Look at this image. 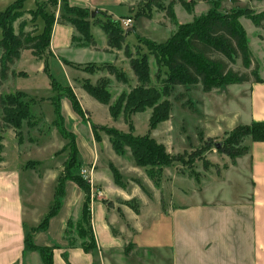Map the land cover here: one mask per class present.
<instances>
[{
  "label": "crops",
  "instance_id": "0c3cea01",
  "mask_svg": "<svg viewBox=\"0 0 264 264\" xmlns=\"http://www.w3.org/2000/svg\"><path fill=\"white\" fill-rule=\"evenodd\" d=\"M68 1L72 5L88 9L92 7L91 0ZM94 3L100 4L99 2ZM99 29L97 26L91 25L90 32L97 45H87V43L79 42L78 38L74 41L76 30L69 23L55 21L49 43L52 57L58 62L66 60L76 63H113V60L116 59V52L118 53L120 50L108 47L106 35L104 34V37ZM25 52L29 55L28 62L39 66L37 73L43 72L42 61L36 62L35 56L29 49L21 50L17 60L26 57L24 56ZM63 54L68 58L62 57ZM17 60L13 66H16ZM122 70L127 75L130 73L129 66ZM22 72L24 76H30L27 70L23 69ZM22 72L20 71V75ZM105 76L110 78L111 85H116L114 78L109 75L102 77ZM260 78H262L261 81L250 80L243 83L225 84L212 91L200 92L198 99H195L194 125L202 140L222 141L228 132L239 125L264 122V77L260 76ZM110 84L111 102H114L124 90V84L118 83L121 87L120 91L114 93L111 91ZM228 86L234 88H227ZM71 88L78 101L82 98L85 104L96 112L98 119L109 121L111 115L108 105L102 104L88 93L86 94L82 87L78 86L77 88H82L85 92L79 90L78 93L72 85ZM27 89L30 88L25 87L17 91L23 92L26 98L40 101V104L52 105L50 98L53 94L44 98L36 93H30V90ZM226 91H232L230 97L225 96ZM224 102L228 103L226 107ZM79 103L90 122L102 125L98 121L93 122L88 108L80 101ZM218 104L219 108H217ZM65 106L66 109L61 110L66 129L74 133L70 127L72 123L76 125L83 123L85 129L87 128L91 132L89 123L82 121L78 115L76 116V113H69L67 103ZM66 111L68 117L65 115ZM112 119L115 123L118 122L117 119ZM80 120L82 122H78ZM163 123L151 131V136L164 144L168 151L165 140L160 139L164 135V130L162 128V132L159 126ZM45 143L46 141L40 145L28 143L26 149L33 146L38 148ZM5 144L0 159V264H45L39 251L29 246L28 236L33 244L51 248L52 264H96L98 262V264H115V259L108 261L107 255L115 253L114 250H119L122 244L118 236L112 232L115 223L112 218L110 220L108 207L103 203L102 198L94 197L91 194L89 204L90 214L93 209H100L97 216L94 212L95 218L92 219V214L90 215L97 249L86 252L82 248V239L78 243L70 240L68 236L70 210L74 204L76 207L82 206L85 197L84 192L71 180L67 179L64 182L61 206L58 212L49 219L46 229H33L40 223L49 211L51 202L54 201V192L60 175L59 169L52 165L45 167V171L41 172L40 168L43 162L26 154L24 139L9 147ZM77 145L78 154H80L83 148L79 142ZM243 145L246 148L243 154L230 159L228 164L219 168L215 175H210L207 179H203V176L197 178L196 180L200 182L194 189L186 190L181 188V184L175 185V181L181 183L184 182V179L174 175V177H168L165 166L162 168L159 186L148 180L150 185L147 184V188L149 189L150 186L153 189L151 195L145 197L139 188L133 189L130 197H137L144 206V197L150 201L146 202L147 219L145 224L146 228L151 231L152 239H140L147 229L144 224L134 222L132 227L136 233L131 236L130 242L137 249L147 247L157 253L163 252L167 255L168 264H264V140H254L251 136H246L243 139ZM103 147L100 146V143L98 146L89 147L90 152L88 157L86 156L85 162L90 166L91 171L93 170L91 184L97 185L96 190L100 196L113 192L112 194L121 195L123 199L128 198L127 192L121 187L119 188L114 181L103 182L95 169L100 163ZM56 151L55 149L54 152ZM113 160L114 156L109 153L108 163L114 164ZM27 162L35 163L27 165ZM134 167L136 168V166ZM203 183L208 184L203 186ZM40 184L43 185L42 191L46 190L48 207L45 209L44 206L38 210L35 206L34 193ZM221 184L228 187V191L224 194ZM210 185L212 188L209 190ZM50 196L52 197L49 203ZM79 215L78 212L77 217ZM138 215H141V211ZM119 225V222L116 223V226ZM162 232L163 237H166L164 239H161ZM97 250L99 261L95 256ZM155 261L156 257L153 255L150 264Z\"/></svg>",
  "mask_w": 264,
  "mask_h": 264
},
{
  "label": "rangeland",
  "instance_id": "374dc122",
  "mask_svg": "<svg viewBox=\"0 0 264 264\" xmlns=\"http://www.w3.org/2000/svg\"><path fill=\"white\" fill-rule=\"evenodd\" d=\"M13 1L14 0H0V11L5 9V7H7ZM94 2H99L100 4H96ZM24 3V13H22V15L16 19V21H14L13 29L17 32L19 22L21 20H25V30L34 32V34H38L41 32L44 23L40 17L33 18V16L28 11L33 9L36 10L37 7L34 5V0H27ZM91 4L92 7L89 9L94 12V15L92 16L90 14L89 18L92 22H103L106 20L108 15L112 16L113 19H132L130 27L134 28V31L125 36L124 42L128 44L133 57L140 58L143 55H147L150 71V87L152 90L160 94L156 104L166 102L169 105L168 116L164 121H162L164 123L159 126L161 130L162 128L164 130V135L161 136L160 139L165 140L168 151L163 144L165 150L171 161H174L171 164L165 166L167 176H177L183 178L184 182L179 183L178 181H175V185L178 186L181 184V188L186 190H190V188L194 189L200 182L196 180L197 178L203 176V179H207L210 175H215L219 168H223L226 164H228L230 157L212 145L208 147V141L202 140L200 133L198 132L197 128H195V99H198V95L202 91L201 85L186 84L184 86H177L174 90H169V92L162 91V80H165L167 76V67L162 65V63L156 62L151 50L142 41L137 39V35L153 43L155 50L154 52L156 53V50H161L162 44L167 41V39L178 29L179 26L192 22L196 17L206 14L210 10L214 9L220 13L226 14L238 11L241 14L238 21L242 28L245 29L248 37V45L250 47V56L252 59L250 68L246 69L242 64L241 58L239 57H236L235 60L231 62L218 52H209V56L211 58L223 60L226 63V69H232L240 73L248 74L251 80L254 79V77L251 75V70L254 68L258 69L259 76L264 77V0H91ZM47 10L49 12L54 11L55 14L61 13L59 6L55 8L48 6ZM58 14H56V16ZM256 19H259L260 21L258 26L255 24ZM94 25L100 28L97 24ZM99 32H102L104 35L101 29H99ZM74 38H78L77 40L79 42L85 43L81 34L77 30ZM94 45H97V43L95 42ZM108 47L110 46L108 45ZM24 56L26 57L17 60L16 66H11V71H13L14 74H9L8 78L2 82L0 86V95L12 93L13 91L15 92L26 87L30 88L27 89L30 90V93H36L38 96L41 95L45 98L47 95L53 94L52 97H54L56 95V91L51 90L49 79L45 72L40 71L37 73L39 66H34L28 62L27 57L29 55L27 52L24 53ZM44 57L49 65L48 70L55 80L63 86L67 84L70 87L71 85L74 86L78 93L79 90L81 91L83 89H78L77 87H81V84L85 80H89L92 84H96L100 80L106 78L109 80L110 84V78L107 76L102 77L103 75H109L114 78L113 75L109 74L106 67H104L107 65L114 66L125 75L127 82L125 84L122 83L124 84V90L122 93L128 94L132 88H135L139 85L130 67L129 59L125 56L123 50H120L118 53L116 52V59L113 60V63H76L68 61L69 64L67 65L64 63V60L58 62V60L51 55H45ZM62 57L68 58V56H65L64 54ZM35 58L36 62L42 61V59L37 58L36 56ZM75 66L79 67L76 68ZM85 66H87L89 70L93 68V72L83 70ZM126 66H129L130 75H127L122 70V68H126ZM23 69L28 71L30 74L29 77L23 75ZM20 71L22 72L21 75ZM89 76L91 77L89 78ZM114 80L116 85L112 82L111 83L113 85L110 84V88L113 93L119 92V88H121L118 84L121 82H118L115 78ZM227 88L234 87L228 86ZM226 92L227 93L225 96L230 97L232 91ZM52 97L50 98L52 102V105L50 104L51 106L47 105L46 103L40 104V101H34L33 98H26V95L21 97L24 102L29 104L32 118L29 121H24L19 130L8 126L2 120V111L0 108V159L3 153L2 148L5 143V145L9 147L11 144L19 143L24 139L26 149L28 143L40 145L46 141L43 146L38 148L33 146L31 148H27L25 152L29 157H32L33 159H40L43 162L40 168L41 172L42 170L45 171V167H50L53 165L56 169H59V174L62 173L69 149L62 152L59 151L61 144H63V147L66 143H68L69 140L63 138V135L52 124V121L55 117L53 115L54 106ZM79 101L86 108H88V113L93 122L98 121L102 123V125L113 127L121 133L130 134L134 137H152L151 131L155 128H150L149 119L153 114V107H146L142 111L132 113L127 112L126 114L124 111H122L116 118L118 122L115 123L111 117L109 121L98 119L96 112L91 107L87 106L82 98L79 99ZM59 103L62 110L66 109L65 104L67 103L70 110L69 113L73 112L75 114L71 107L70 101L66 96H60ZM110 103H112L111 100ZM227 104V102H224L225 107ZM219 107L220 106L218 104L217 108ZM65 115L68 117L67 111ZM78 122L82 121L80 120ZM79 124L80 125H76L75 123H72L70 126L72 127L71 130L74 131L76 141L79 142L83 148L81 153L78 154L80 166L71 170V172L74 175L81 176L88 183L90 188V197L92 194L94 197L98 196L100 199L102 198L103 203L108 207L110 220L112 218L113 223H115L114 227L112 228V232L118 236V239L122 244L119 250H114L115 253H110V255H107V260L110 261L115 259V264H150L153 255H155L156 261L153 264H168L167 255L163 252L159 251L157 253L151 249H148L147 247L145 249H137L135 245L130 242V239L132 238L131 236L135 235L136 233L135 229L132 227V225L134 226L135 224L134 222L144 224L146 228L145 222L147 219V210L145 207L146 202L149 203L150 201H148V198L146 199L145 197L147 195H151V190H153L150 188V186L149 189L147 188L148 185H150L148 180L153 182L154 185L159 186L162 168L164 166L153 167L154 178H152L147 173V169H150V167L136 165L128 146L123 147L124 152L122 155L117 154L111 147L109 136L104 131H98L101 140L95 141L93 139L92 132H90L87 128L85 129L84 125H82L83 123ZM167 133L169 134L167 135ZM158 141L156 140V142ZM98 143H100L101 147L104 146L102 148L103 152L101 151L102 153L100 163L95 167L100 179L103 180V182H110V180L112 182L114 181L111 168L109 167V165H112L121 177L120 185L116 184L115 182L114 183L118 185L119 188L121 187L127 192L129 195L128 198L126 197L123 199L121 195L112 194L113 192L111 194L107 193L100 196L96 190L97 185L91 184L93 170L91 171L89 168L90 166H88L85 161L86 156L89 155L90 148L96 145L98 146ZM240 146L244 147L243 141L241 142ZM55 149L59 151L54 152ZM109 153L114 156L113 163L115 165L108 163ZM81 165L85 166L82 167ZM134 166H136V168ZM207 184H204L203 186H207ZM42 186L43 185L41 184L38 185L34 193V197H36L35 206L38 210L42 209L44 206L45 209L48 207L46 204V190L42 191ZM136 187L139 188L142 191V194H144L143 196H145V206L137 197H130L133 189ZM221 187L223 188V194L228 191V187L225 186V184H221ZM211 188L212 185L209 186V190ZM51 197L52 196H50L49 203L51 201ZM99 211V208H96L95 210L93 209L91 213L92 215L90 214L91 218H95L94 214L96 213L97 216ZM140 211L141 215H138ZM78 212L80 213L79 217H77ZM81 218V206L76 207L74 204V207H72L70 210V231L68 232V236L71 241L76 243L81 240L77 233V228L82 223ZM118 222L120 225L116 226V223ZM141 238L143 240H151V231L148 229L144 231L140 239ZM164 238L166 237H163L162 232L161 239ZM86 244H89L88 241H86ZM96 249L97 246L95 245V248L92 251ZM95 252L96 259L98 260V250Z\"/></svg>",
  "mask_w": 264,
  "mask_h": 264
},
{
  "label": "trees",
  "instance_id": "16d2710c",
  "mask_svg": "<svg viewBox=\"0 0 264 264\" xmlns=\"http://www.w3.org/2000/svg\"><path fill=\"white\" fill-rule=\"evenodd\" d=\"M26 0H14L5 9L0 11V86L8 75H13L11 66L19 58L21 50L29 49L37 58L42 59L43 71L47 75L52 90L56 95L52 97L54 106V119L52 124L68 139L59 152L69 149L67 158L64 162L63 171L58 177L57 186L54 192V201L49 211L44 215L40 223L34 227V230L46 229L49 219L55 215L60 206L61 199L64 195V182L68 179L73 181L84 192V200L81 206V225L77 228L78 236L82 239V248L86 252H91L95 248V238L90 220V188L88 183L79 175L72 174L71 170L80 166L78 160V145L73 132L65 127L64 117L59 103L60 96H66L71 104L73 111L81 118L82 121L88 122L95 141H100L98 131H104L109 136L111 147L117 154H123L124 146H128L131 155L139 166L150 167L147 173L153 176V167L166 166L171 161L163 144L156 142L152 137H134L130 134L119 132L113 127L94 124L85 116L72 88L67 84L63 86L58 83L48 70L46 56H52L49 51L50 34L55 21L69 23L77 30L85 43L94 45V39L90 32L91 25L97 24L106 35L107 44L114 49L123 50L125 56L129 59L130 67L137 79L139 85L132 88L128 94L121 93L114 102L110 103L111 93L109 91V80L104 78L96 84L85 80L81 87L98 102L108 105V110L112 118L116 119L122 111L139 112L146 107H153L152 115L149 119L151 129L164 121L168 116L169 105L166 102L156 104L160 94L150 87V71L148 66L147 55L142 57H133L131 50L124 42L125 36L132 33L123 30L120 26L119 19H113L108 15L105 21L92 22L89 18L91 10L86 7L72 5L68 0H34L36 10H28L33 18L40 17L43 20V28L40 33L25 30L26 21L21 20L18 24V31L13 29V23L18 19L23 11ZM184 4V2L182 1ZM58 7L61 13L57 16L55 12H49L47 7ZM40 8V9H39ZM38 9V11H37ZM241 14L231 12L229 14L220 13L210 10L208 13L196 17L192 22L183 24L162 44L161 50L154 51V45L149 40L137 35V39L142 41L151 50L156 62L162 63L167 67L165 80H162V91L169 92L177 86L201 85L204 92L218 89L225 84L243 83L250 81L246 73H240L232 69H226V63L221 59L211 58L209 52H218L226 59L233 62L235 58H241L243 66L248 69L251 65L250 47L245 29L242 28L238 19ZM255 24H260L256 19ZM75 39V38H74ZM65 64H69L64 60ZM78 68L79 66H75ZM109 74L121 83H126L127 79L123 72L114 66H104ZM85 66L83 70L93 72ZM254 81H261L258 75V69L251 70ZM25 96L22 92L14 94L0 95V108L2 111V120L10 127L19 130L24 121L32 118L30 106L24 102L21 97ZM246 136H251L254 140H264V122L252 123L250 125H239L227 133L222 142L208 141V147L211 145L219 151L227 154L230 159L243 154L245 147L240 146ZM1 141V136H0ZM27 165H34L28 162ZM112 171L114 182L121 184V177L117 170L109 165ZM29 246L39 251L45 264L51 263V248L47 246H37L32 243L28 236ZM88 241L89 244H86Z\"/></svg>",
  "mask_w": 264,
  "mask_h": 264
},
{
  "label": "built area",
  "instance_id": "2783aa9c",
  "mask_svg": "<svg viewBox=\"0 0 264 264\" xmlns=\"http://www.w3.org/2000/svg\"><path fill=\"white\" fill-rule=\"evenodd\" d=\"M120 26L123 30H127L131 26L132 19L131 18H125V19H120Z\"/></svg>",
  "mask_w": 264,
  "mask_h": 264
},
{
  "label": "water",
  "instance_id": "95a60500",
  "mask_svg": "<svg viewBox=\"0 0 264 264\" xmlns=\"http://www.w3.org/2000/svg\"><path fill=\"white\" fill-rule=\"evenodd\" d=\"M91 15L93 16L94 15V12L91 13ZM131 28H127L126 31H130Z\"/></svg>",
  "mask_w": 264,
  "mask_h": 264
}]
</instances>
